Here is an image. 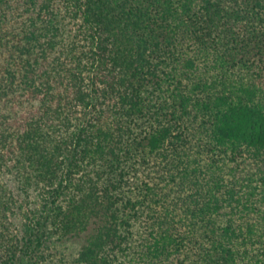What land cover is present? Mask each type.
<instances>
[{"label":"trees","instance_id":"obj_1","mask_svg":"<svg viewBox=\"0 0 264 264\" xmlns=\"http://www.w3.org/2000/svg\"><path fill=\"white\" fill-rule=\"evenodd\" d=\"M0 264H264V0H0Z\"/></svg>","mask_w":264,"mask_h":264},{"label":"rangeland","instance_id":"obj_2","mask_svg":"<svg viewBox=\"0 0 264 264\" xmlns=\"http://www.w3.org/2000/svg\"><path fill=\"white\" fill-rule=\"evenodd\" d=\"M69 249H70V250H69V252H70L72 249H71V247H69ZM68 258H69V257H68Z\"/></svg>","mask_w":264,"mask_h":264}]
</instances>
